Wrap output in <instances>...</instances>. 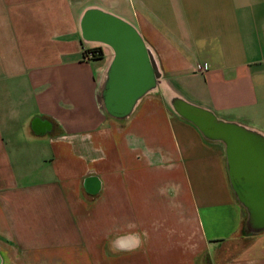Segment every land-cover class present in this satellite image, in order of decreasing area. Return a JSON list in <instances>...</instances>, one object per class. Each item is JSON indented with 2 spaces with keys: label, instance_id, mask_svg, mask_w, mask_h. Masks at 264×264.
Instances as JSON below:
<instances>
[{
  "label": "crops",
  "instance_id": "1",
  "mask_svg": "<svg viewBox=\"0 0 264 264\" xmlns=\"http://www.w3.org/2000/svg\"><path fill=\"white\" fill-rule=\"evenodd\" d=\"M180 102L264 137V0H0V264H264Z\"/></svg>",
  "mask_w": 264,
  "mask_h": 264
},
{
  "label": "water",
  "instance_id": "2",
  "mask_svg": "<svg viewBox=\"0 0 264 264\" xmlns=\"http://www.w3.org/2000/svg\"><path fill=\"white\" fill-rule=\"evenodd\" d=\"M93 17L94 14L89 15L84 23L85 32L91 38L99 36L113 42L119 40V44L137 41L131 29L110 17L102 16L109 28L102 32L101 27L98 34L91 23ZM111 26L118 29L115 31ZM134 98L126 94L118 98L119 104H115L108 96V102L116 114L124 115L132 106ZM177 110L195 124L205 137L226 144L231 180L248 213L247 232L257 234L264 231V137L242 125L219 120L210 111L191 104L180 102Z\"/></svg>",
  "mask_w": 264,
  "mask_h": 264
},
{
  "label": "trees",
  "instance_id": "3",
  "mask_svg": "<svg viewBox=\"0 0 264 264\" xmlns=\"http://www.w3.org/2000/svg\"><path fill=\"white\" fill-rule=\"evenodd\" d=\"M87 50H85L84 52H83V56H85L86 54H87ZM92 52H93V57H92V59H95V58H98V57H100L101 55H102V49L101 48H95L94 50H92ZM91 59V60H92ZM242 234L245 236V235H249L250 233H248L247 232V229H246V226L244 225L243 226V228H242Z\"/></svg>",
  "mask_w": 264,
  "mask_h": 264
},
{
  "label": "built area",
  "instance_id": "4",
  "mask_svg": "<svg viewBox=\"0 0 264 264\" xmlns=\"http://www.w3.org/2000/svg\"><path fill=\"white\" fill-rule=\"evenodd\" d=\"M95 48H99V47H92V48H87V49H85V50H87L88 52H87V54L85 55V56H83L86 60H91L92 59V57H93V52H92V50H94ZM84 50V51H85ZM202 69L203 70H207V69H209V64L208 63H203V66H202Z\"/></svg>",
  "mask_w": 264,
  "mask_h": 264
},
{
  "label": "rangeland",
  "instance_id": "5",
  "mask_svg": "<svg viewBox=\"0 0 264 264\" xmlns=\"http://www.w3.org/2000/svg\"><path fill=\"white\" fill-rule=\"evenodd\" d=\"M244 244V240L242 238L236 239L232 245V251H235L237 248Z\"/></svg>",
  "mask_w": 264,
  "mask_h": 264
},
{
  "label": "clouds",
  "instance_id": "6",
  "mask_svg": "<svg viewBox=\"0 0 264 264\" xmlns=\"http://www.w3.org/2000/svg\"><path fill=\"white\" fill-rule=\"evenodd\" d=\"M123 250H128V249H118V248L113 247V251H123Z\"/></svg>",
  "mask_w": 264,
  "mask_h": 264
}]
</instances>
